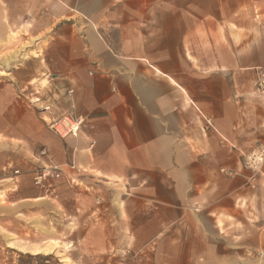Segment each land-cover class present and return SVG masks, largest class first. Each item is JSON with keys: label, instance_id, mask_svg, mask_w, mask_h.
Here are the masks:
<instances>
[{"label": "crops", "instance_id": "1", "mask_svg": "<svg viewBox=\"0 0 264 264\" xmlns=\"http://www.w3.org/2000/svg\"><path fill=\"white\" fill-rule=\"evenodd\" d=\"M4 54L8 189L22 139L23 168L62 170L24 199L115 219L126 236L149 229L139 246L167 250L158 264H264V162L242 163L264 146V0H0ZM65 113L84 123L61 138L45 119Z\"/></svg>", "mask_w": 264, "mask_h": 264}, {"label": "rangeland", "instance_id": "2", "mask_svg": "<svg viewBox=\"0 0 264 264\" xmlns=\"http://www.w3.org/2000/svg\"><path fill=\"white\" fill-rule=\"evenodd\" d=\"M5 55L0 56V71L3 72L0 74V88L8 85ZM0 93L6 96V87ZM21 110H24L22 104ZM15 142L21 146L16 153L19 162L14 161L16 168L20 169V173H13L18 176L15 180L17 187L8 189L13 187L11 181L0 182V193L7 196H0L3 198H0V264H158L157 256H166L167 250L160 253L151 244L147 245L152 238L149 229L138 236H126L116 226L115 219H92L101 221V225L94 226L88 218L62 216L56 210L55 202L50 200L24 199L44 194V188L33 183L35 168L22 167L24 161L32 157L29 147L22 139ZM40 149L37 146L34 150L39 152ZM1 157V164L11 159L7 154H1ZM59 179L50 178L46 185L52 184L53 187ZM71 189H65L64 204L69 210L72 209ZM50 240L58 241L52 247H60H51V253L45 249L35 253L37 247H43ZM141 242L147 243L144 250L140 247Z\"/></svg>", "mask_w": 264, "mask_h": 264}, {"label": "built area", "instance_id": "3", "mask_svg": "<svg viewBox=\"0 0 264 264\" xmlns=\"http://www.w3.org/2000/svg\"><path fill=\"white\" fill-rule=\"evenodd\" d=\"M254 91L257 95L264 97V66L258 68L257 78L254 83ZM44 107L43 110H47ZM47 127L61 138L75 136L79 133L84 119L80 116H74L70 113L62 114L58 117H48L45 119ZM39 157L48 156L47 150L42 147L38 152ZM40 162V161H39ZM264 162V146L259 145L243 156V166L256 174L259 172ZM16 169L14 173H18ZM61 168L57 165H41L34 170L33 183L37 187H45L50 178H60Z\"/></svg>", "mask_w": 264, "mask_h": 264}, {"label": "bare ground", "instance_id": "4", "mask_svg": "<svg viewBox=\"0 0 264 264\" xmlns=\"http://www.w3.org/2000/svg\"><path fill=\"white\" fill-rule=\"evenodd\" d=\"M52 243H54V242H52Z\"/></svg>", "mask_w": 264, "mask_h": 264}]
</instances>
